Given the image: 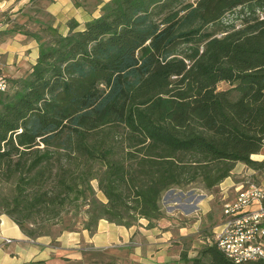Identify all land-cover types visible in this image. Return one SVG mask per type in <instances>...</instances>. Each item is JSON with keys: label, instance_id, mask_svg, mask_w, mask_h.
Returning <instances> with one entry per match:
<instances>
[{"label": "trees", "instance_id": "obj_1", "mask_svg": "<svg viewBox=\"0 0 264 264\" xmlns=\"http://www.w3.org/2000/svg\"><path fill=\"white\" fill-rule=\"evenodd\" d=\"M68 25L27 32L37 62L0 92V216L27 237L152 229L172 189L264 175V0H111ZM188 263L264 264L215 242Z\"/></svg>", "mask_w": 264, "mask_h": 264}, {"label": "crops", "instance_id": "obj_2", "mask_svg": "<svg viewBox=\"0 0 264 264\" xmlns=\"http://www.w3.org/2000/svg\"><path fill=\"white\" fill-rule=\"evenodd\" d=\"M110 1L0 0L2 72L11 81L31 73L39 57L40 44L27 32L42 35V28L52 26L60 34L67 35L70 20L83 26L98 18L102 6ZM240 166L246 167L238 164L235 169ZM248 171L249 176L257 173L252 169ZM257 178L264 186V177ZM146 223L126 228L101 220L95 234L87 230L65 231L55 237L34 240L27 237L10 217L2 215L0 264H181L182 249H178L176 240H172L174 235L158 234L157 227L149 229ZM179 231L181 236L186 234L184 228ZM172 243L175 244L173 247Z\"/></svg>", "mask_w": 264, "mask_h": 264}, {"label": "rangeland", "instance_id": "obj_3", "mask_svg": "<svg viewBox=\"0 0 264 264\" xmlns=\"http://www.w3.org/2000/svg\"><path fill=\"white\" fill-rule=\"evenodd\" d=\"M241 8L225 14L223 21L229 24L241 26ZM8 77V76H7ZM10 80V78L8 77ZM229 85L221 83L220 90L229 89ZM263 161L264 155L253 158ZM249 168L238 167L232 176L212 191H207L201 184H192L185 188H175L165 194L162 208L165 218L156 226L157 233H172V240H176L178 249H182L181 264H189L188 260L197 256L198 251L208 243L215 241L216 234L221 232L227 218L224 216V206L235 198L239 191L250 185L262 186L257 177L263 176L259 172L256 175L248 174ZM98 190V185L94 182ZM264 187V186H263ZM100 200L106 202L104 195L98 192ZM140 222L146 223L145 220ZM147 228H148V223ZM186 229L184 236L180 235V229ZM158 237V236H157ZM162 238V236H160ZM175 244L172 243V247ZM187 259V260H185Z\"/></svg>", "mask_w": 264, "mask_h": 264}, {"label": "built area", "instance_id": "obj_4", "mask_svg": "<svg viewBox=\"0 0 264 264\" xmlns=\"http://www.w3.org/2000/svg\"><path fill=\"white\" fill-rule=\"evenodd\" d=\"M2 69L0 53V92L4 93L10 89V80ZM224 216L227 221L214 241L219 249L236 263L264 262V187L250 185L239 191L225 204Z\"/></svg>", "mask_w": 264, "mask_h": 264}]
</instances>
